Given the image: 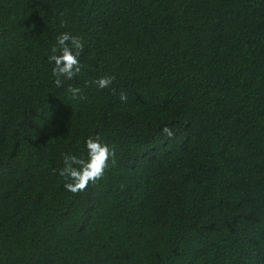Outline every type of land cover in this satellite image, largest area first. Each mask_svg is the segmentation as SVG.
<instances>
[{"label":"trees","instance_id":"16d2710c","mask_svg":"<svg viewBox=\"0 0 264 264\" xmlns=\"http://www.w3.org/2000/svg\"><path fill=\"white\" fill-rule=\"evenodd\" d=\"M0 264H264V0H0Z\"/></svg>","mask_w":264,"mask_h":264},{"label":"clouds","instance_id":"9594fccd","mask_svg":"<svg viewBox=\"0 0 264 264\" xmlns=\"http://www.w3.org/2000/svg\"><path fill=\"white\" fill-rule=\"evenodd\" d=\"M57 42L59 54H57L58 49L53 47V54L48 59L50 63H54L52 71L56 77L55 84L60 87L63 84L61 77L71 80L81 72L82 65L79 55L84 50V42L80 37L68 32L61 33L57 37ZM114 79L115 77L105 76L98 78L94 83L103 89L111 85ZM68 91L75 96L80 92V89L69 86ZM126 99V94L122 92L121 100L126 101ZM163 131L171 135V131L167 127ZM86 148L87 160L78 158L76 155L65 154L63 158L65 166L59 170V175L65 179V189L74 194L84 191L89 182L94 183L104 175L109 156L112 155L109 147L101 143L99 135L89 137L86 140ZM74 165L79 167H74Z\"/></svg>","mask_w":264,"mask_h":264}]
</instances>
